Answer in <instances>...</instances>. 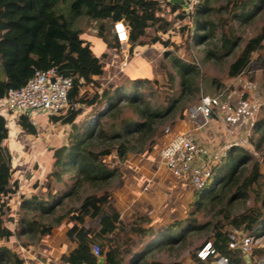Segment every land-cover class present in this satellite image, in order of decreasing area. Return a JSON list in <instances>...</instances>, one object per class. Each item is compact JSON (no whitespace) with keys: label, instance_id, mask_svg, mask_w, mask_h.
I'll use <instances>...</instances> for the list:
<instances>
[{"label":"trees","instance_id":"16d2710c","mask_svg":"<svg viewBox=\"0 0 264 264\" xmlns=\"http://www.w3.org/2000/svg\"><path fill=\"white\" fill-rule=\"evenodd\" d=\"M64 1L66 0H0V99L8 89L22 87L34 71L56 67L64 76L72 79V87L68 93L71 109L48 118L52 124L69 127L66 144L51 148L50 170L45 178L46 182L41 185L35 183L32 186L35 191L28 195L20 189L21 180L17 168L13 166V156L7 142L14 125L27 137H35L38 131L25 116L14 119L11 124L0 114V241L6 243L0 247V264H27L25 258L12 250L10 242L18 226L20 228L16 236L37 240L50 236L56 227H66L64 237L69 240L71 249L61 253L52 264H124L125 254L134 253L133 259L139 260L148 253L160 250L164 245L183 240L186 233L198 229L194 227L195 220L189 219L192 223L188 232H183L176 238L170 233L175 226H169L165 228L167 234L159 235L153 242L159 228L149 220L146 227L142 226L138 223L141 218L138 216L125 224L119 208L111 202L112 195L109 192L89 195L79 205L70 208L64 216L59 214L65 201L76 198L83 186L107 185L118 175L116 168L109 169L106 166L105 158L112 156V161L121 163L129 154L135 156L150 153L156 157L157 151L164 146V133L159 130L160 126L166 120L173 119L177 111L183 110L182 100L193 89L198 75L193 64L173 58V72L166 70L161 64V69L166 73L165 80L161 82L156 78L135 80L130 84L131 91H128L126 84L129 83L123 81V76L113 73L115 71L110 72L109 81L102 80L105 73L94 53L93 44L81 38L83 31L71 26L70 20L60 8ZM68 1L70 14L84 15L89 21L90 27L84 34L103 45L105 52L101 53V57L111 56L119 61L118 64L122 63L123 56L113 30L116 22H122L129 28L127 57L133 58L139 49L155 45L166 46L165 36L170 34L173 36V45L176 44L179 33L181 34L183 42L176 45V49L185 46L189 51L190 47L206 46L214 38L216 28L210 17L219 10L212 7L219 0H201L191 13L167 0ZM225 1L226 4L221 9L232 18L240 19L250 18L257 4L264 3V0ZM162 5L176 13L178 32H170L171 24L160 16ZM189 20L192 26H189ZM221 23L222 21L219 24ZM263 42L264 28L245 43L228 66L229 78H236L244 72L252 54L262 49ZM225 44L224 51L229 54L234 44L228 39ZM168 53L164 52L162 56L166 57ZM205 56L206 60L209 57L217 58L208 51ZM145 83L156 87L161 97L159 106L152 105L141 93ZM104 104L108 106L106 111H99ZM86 108L89 110L84 120L93 116L95 121L93 125L84 123V128L81 129L74 122ZM260 111L264 116V105L260 107ZM183 117L184 114L178 120H184ZM214 118L215 112L211 115V119ZM175 126L176 123L171 128L174 129ZM252 130L258 136L255 140L250 139L249 143L260 150L264 146V117L253 124ZM24 151L27 153L28 148L25 147ZM247 163H252L251 175L237 186L241 170ZM214 173L217 177L214 188L211 186L200 193L192 192L194 204L199 209L221 204L223 196L231 193L233 187H236L235 194L226 199L228 204L233 199L245 198L247 194H252L254 200L261 203L260 206L247 208L235 216H231L224 208H219L217 214H221V219L211 225V234L207 240L216 254L225 256L229 264H246L243 255L228 250V235L233 227L248 233L255 228H262L264 171L259 161L253 162L251 154L242 148L233 147L226 152ZM65 176L71 179V184L64 179ZM16 207L20 211L25 210L20 219H17L19 214L14 212ZM49 219H53V222L47 223ZM93 222L95 224L91 228L90 224ZM118 234H122L131 246L135 244V252L121 250L116 240ZM258 235L255 234V237ZM92 244L100 247L99 258L92 255ZM196 252L192 255L195 264H213L216 261L213 256L201 262L196 258ZM261 256H264V247L251 249L249 260L252 262L253 258Z\"/></svg>","mask_w":264,"mask_h":264},{"label":"rangeland","instance_id":"374dc122","mask_svg":"<svg viewBox=\"0 0 264 264\" xmlns=\"http://www.w3.org/2000/svg\"><path fill=\"white\" fill-rule=\"evenodd\" d=\"M225 4V0H219L212 4L214 9L219 10L210 17V20L214 23L216 28L214 30V38L209 40L206 46L190 47L189 51L186 50L185 46L176 49L175 46L181 44L183 39H180L181 34L179 33V37L175 40L176 44L173 45V36L170 34L165 36L167 40L166 46L155 45L146 47L141 49L137 57L133 59L127 57L125 62V58L123 57V61L120 64H118L119 61H117V59L114 60L111 56L106 58L101 57V52L104 51L103 45L99 43L98 40L91 37L89 38L87 34H84L87 33L90 23L84 15L73 16L70 14L68 0L64 1L60 8L70 20L71 26L84 32L81 38L92 42L94 53L98 56L100 65L103 67L105 73L104 77L112 72L118 64L117 75L123 76V81L129 83L126 84L128 91H131L130 84L135 80H149L152 78H156L160 82L161 80H165L166 73L165 70L161 69V64L163 63L166 70L173 72L171 66V59L173 58L193 64L198 75L195 78L193 89L190 93L186 94L182 100L181 105L183 110L177 111L173 119L166 120L160 126L159 130L163 132L165 128H171L172 125L177 122H182V126H185L184 120L180 121L178 119L186 113L187 109L197 104L202 96L221 94L222 97L220 106L218 107V113L216 112L215 118L207 122L200 131H198L200 137H198L197 141L208 150L211 157L215 158L217 162L223 159L226 152L233 147L242 148L251 154L253 162L259 161L264 171V146L260 150H256L255 147L251 146L249 143L250 139L255 140L258 136V134L254 133L252 130L253 124L264 117L260 111V107L264 105V42L262 49L252 54L248 67L241 75L236 78H229L227 75L228 66L237 57L245 43L258 35L264 28V3H258L248 19L247 17H244V19L232 18L221 9ZM160 16L171 24V28L169 29L170 32H178L179 24L176 22V13L171 12L169 8L162 5ZM221 21L222 23L219 24ZM189 22V26H192L190 20ZM193 34H195V32ZM227 39L234 44V48L229 54L226 53L227 51H224L226 45L225 41ZM207 51L215 54L217 58L209 57V59L206 60L205 53ZM164 52H169L168 56L163 57L162 54ZM141 91L152 105H160L161 97H159L160 94L156 91L155 86L145 83ZM177 92L179 93V89H177ZM102 106L100 107L102 108ZM88 110L89 108L83 109L81 116L76 118L74 124L77 127L83 129L84 123L89 125L94 124L95 118L93 116L84 120L86 119L85 115ZM48 118V116L39 113L31 115L30 119H32L33 125L40 131L34 137V141H39L40 137H48L49 131L47 132L46 127L49 130L50 124L52 125L50 126L53 131L54 128H58L62 130L59 131V133H69L68 126L60 127L56 123L52 124L49 122ZM9 123L13 124V120H10ZM13 129H17V127L14 126ZM14 138L15 137L11 135V139L7 142V145L12 149V146H14ZM28 138L33 140L31 137ZM19 155L20 154H18V157ZM132 156V154L128 155V157ZM104 162L109 169L116 168L118 175L113 177L107 185L96 187L90 185L83 186L76 198L71 201H65L64 206L59 210L61 216H64L70 208L79 205V203L89 195H100L104 192H109L116 206L119 208L121 218L125 224L135 220L138 216L141 217L138 223L142 226L146 227L147 220H149V222L151 221L159 228L158 234L152 239L153 242L157 240L159 235L167 234L165 228L169 226H175L170 233H173L176 238L183 232H188L190 230L189 225L192 223L189 219H194V227L198 228L186 233L183 240L171 245H164L160 250L148 253L139 260L133 259L135 256L134 253L131 255L125 254L124 264H150L152 262L158 264H193L192 255L201 244L208 240L211 234V225L221 219V214H217L219 208H224L231 216H235L241 214L247 208H254L261 205L258 200H254L252 194H247L243 199H233V201L228 204L226 199L231 198L233 194H235L236 187H233L231 193L228 192L226 196H223L224 199L221 204H214L213 206L207 205L199 209V207L194 204L193 193L190 191L187 183L168 186L163 182L159 184V182L151 180V183L146 186L147 191H141V193L140 187L142 186V177L130 175L134 174L131 173L132 168L126 169V173L128 172L131 182L130 187H128V181H126L128 177H125V175L123 176L122 172H120V167L112 163V156L105 158ZM251 164L252 163H247L242 168L237 186L241 184L244 178L251 175ZM28 169L30 171L36 170L33 164L30 165ZM64 179L69 182L68 184H71V179H69L68 176H65ZM216 179L217 177L214 173L207 189L211 186L214 188L217 182ZM40 182L45 183L46 180L43 179L40 180ZM31 186L23 187L22 191L27 195L34 192L35 189ZM24 211H20L19 207L15 208L14 212L19 214L17 219L22 218ZM46 222L52 223L53 219H49ZM263 222L264 221H262V228H258L259 230L257 228L254 229V232L259 235L253 239L252 249L264 247ZM94 224L95 222L90 224L91 228H93ZM10 227L13 228L14 225ZM19 228L20 226L16 227L14 230L15 234L18 233ZM65 228L66 227L63 226L56 227L53 229L50 236H45L38 240L30 237H18L14 234V237L11 238L10 241L12 250L18 256L25 258L27 264H33L37 261L42 262V260L44 261L41 264H52V262L58 259L61 253H66L71 249L69 240L64 237ZM116 240L122 251L127 252V250H132L135 252V244L132 246L128 244L126 238L122 234H118ZM4 245H6V243L0 241V247Z\"/></svg>","mask_w":264,"mask_h":264},{"label":"built area","instance_id":"2783aa9c","mask_svg":"<svg viewBox=\"0 0 264 264\" xmlns=\"http://www.w3.org/2000/svg\"><path fill=\"white\" fill-rule=\"evenodd\" d=\"M201 0H184L188 8L187 13L200 3ZM119 50L124 58H127L129 44V28L122 22H116L113 26ZM72 87V79L64 76L56 67L46 71H34L32 77L19 89H8L0 99V114L8 121L25 116L30 119L32 114H44L48 117H55L71 109L68 102V93ZM221 94L202 96L199 102L184 114L186 124H195L201 121L202 124L211 119V115L220 106ZM104 104L101 111L107 109ZM164 146L157 154V170H164L174 179L188 184L192 192L200 193L207 189L214 175V169L221 164L204 148L194 137L187 132H174L167 127L163 130ZM147 188H143V192ZM255 232H243L237 228H231L228 235V250L239 252L243 256L251 253ZM91 253L95 258L100 256L98 244H92ZM199 261H206L210 257H216L213 264H229L225 256L216 254L212 244L204 242L196 252ZM193 264H195L193 262ZM250 264H264V256L256 257Z\"/></svg>","mask_w":264,"mask_h":264},{"label":"crops","instance_id":"0c3cea01","mask_svg":"<svg viewBox=\"0 0 264 264\" xmlns=\"http://www.w3.org/2000/svg\"><path fill=\"white\" fill-rule=\"evenodd\" d=\"M160 1H162V0H160ZM140 50L141 49H139V51ZM139 51L137 52V54L133 58L137 57ZM103 52H101V53H103ZM127 56H128V54H127ZM133 58H131V59H133ZM126 59H124V61ZM117 65L114 68L115 70L114 69L112 70V72L115 71L113 73H117V71H118ZM109 74H107V76H105V77L103 76L102 80L109 81L111 79V78H108ZM218 109L219 108H217L215 110V114L218 111ZM210 120H208V122ZM205 124H202L201 121H198L195 124L184 123L185 126H182V122H179V123L177 122L173 131L176 133L177 132L190 133L194 137V139L197 141L198 137H200V134L198 131H200V129ZM50 125H49V130L46 127L47 132L49 131L48 137L47 136L43 137V138L40 137L39 141H37V142L34 141V137H31V138H33V140H32V139L28 138L27 136H25V134L22 132V130L17 125H14L17 127V129H12V132L10 133L9 139H11V135H13V137H15L14 142H13L14 146H12L13 149L10 146H9V148H10V151H11L12 156H13V166H15L17 168V174L19 176V179L21 180L20 181L21 182L20 183V189L21 190H23V187H27L29 185L33 186L35 183H38L39 185L43 184L42 182H40V180H43V179L45 180L46 176L48 175L47 173H49L50 160H51V155H52V153L50 152L51 148H58V147L66 144L67 133H65V134L63 132L59 133V131H62V130H59L58 128H54V131H53L51 129L52 125L51 126ZM36 129L39 133L40 132L39 129L37 127H36ZM64 131H66V130H64ZM164 142H165V139L163 138V143ZM25 147L28 148L27 153H25L26 151H24ZM22 153H24V155H22ZM18 154H20L19 157H18ZM157 160H158L157 155L155 157V156H151L150 153H145L144 155L138 154L136 156L133 155L132 157H127L126 160L121 162V163L118 161H113L112 163L115 165L117 164L120 167V172H122V175L123 176L125 175V177L126 176L128 177L126 179V181H128L127 182L128 187H130L131 182H130V177H129L128 172L126 173L127 168H132L131 173H134V174H130V175H137V177H142V183L141 184H142V186L145 185L144 187L148 186L151 183V180L152 181L155 180L156 182H159V184H160V182H163L164 184H166L168 186H171L172 184L181 185V184L185 183V182L178 181V180L174 179L170 174H168L164 170H157ZM32 164L36 169L34 171H30L28 169V167ZM34 164H36V165H34ZM142 186L140 187V192L143 191L144 187H142ZM111 202L115 205V202L113 199L111 200ZM37 262L33 263V264H38V263L41 264L42 263V262H38V263ZM43 264H45V263H43Z\"/></svg>","mask_w":264,"mask_h":264},{"label":"water","instance_id":"95a60500","mask_svg":"<svg viewBox=\"0 0 264 264\" xmlns=\"http://www.w3.org/2000/svg\"><path fill=\"white\" fill-rule=\"evenodd\" d=\"M170 4L172 5H177V6H180V8L183 10V11H186L188 6L186 4V2H184V0H167ZM244 259L246 261V264H250V260L247 256H244Z\"/></svg>","mask_w":264,"mask_h":264}]
</instances>
